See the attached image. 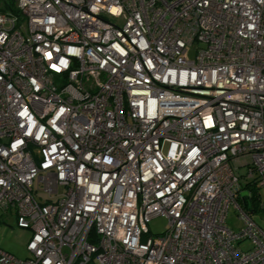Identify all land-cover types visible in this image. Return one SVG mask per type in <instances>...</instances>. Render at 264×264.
Listing matches in <instances>:
<instances>
[{
  "label": "built area",
  "instance_id": "built-area-1",
  "mask_svg": "<svg viewBox=\"0 0 264 264\" xmlns=\"http://www.w3.org/2000/svg\"><path fill=\"white\" fill-rule=\"evenodd\" d=\"M247 186L264 0L0 1V208L31 231L0 264H264Z\"/></svg>",
  "mask_w": 264,
  "mask_h": 264
},
{
  "label": "rangeland",
  "instance_id": "rangeland-1",
  "mask_svg": "<svg viewBox=\"0 0 264 264\" xmlns=\"http://www.w3.org/2000/svg\"><path fill=\"white\" fill-rule=\"evenodd\" d=\"M189 57H193V53H189ZM246 160V161H245ZM246 157H240L234 166H238V175H244L247 166ZM36 186V182L34 184ZM41 190L37 191V196L44 198L46 195L42 190V184H39ZM63 189L59 188V194H62ZM257 201L254 203L253 210L249 212L253 221L264 230V186H259L257 189ZM54 198H56L54 196ZM166 219L160 216L154 217L148 223L149 234L156 236L161 234L166 229ZM226 226L233 230L239 231L243 226V221L238 217L236 209L231 206L228 209L226 216ZM31 236L29 229L20 228L16 225L14 215L8 211H3L0 208V249L12 254L18 259L29 257V252L26 249L27 242ZM250 246V241H244L240 244L242 250H246Z\"/></svg>",
  "mask_w": 264,
  "mask_h": 264
},
{
  "label": "trees",
  "instance_id": "trees-1",
  "mask_svg": "<svg viewBox=\"0 0 264 264\" xmlns=\"http://www.w3.org/2000/svg\"><path fill=\"white\" fill-rule=\"evenodd\" d=\"M2 1V0H0ZM11 5V3H5V6L2 7V9H6V8H9V6ZM247 188H249L248 190L250 191V202H251V210H253V206H254V203L257 201V195H258V192H257V187H252V186H247ZM249 211V212H250Z\"/></svg>",
  "mask_w": 264,
  "mask_h": 264
},
{
  "label": "water",
  "instance_id": "water-1",
  "mask_svg": "<svg viewBox=\"0 0 264 264\" xmlns=\"http://www.w3.org/2000/svg\"><path fill=\"white\" fill-rule=\"evenodd\" d=\"M240 199L242 201L244 209L249 212L251 210V202L249 198L248 191H242L240 194Z\"/></svg>",
  "mask_w": 264,
  "mask_h": 264
}]
</instances>
